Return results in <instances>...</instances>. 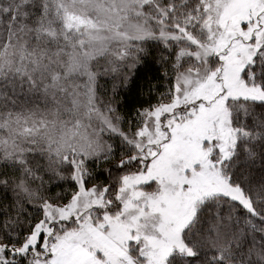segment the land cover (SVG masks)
<instances>
[{
    "label": "snow or ice",
    "instance_id": "1",
    "mask_svg": "<svg viewBox=\"0 0 264 264\" xmlns=\"http://www.w3.org/2000/svg\"><path fill=\"white\" fill-rule=\"evenodd\" d=\"M0 264H264V0H0Z\"/></svg>",
    "mask_w": 264,
    "mask_h": 264
}]
</instances>
